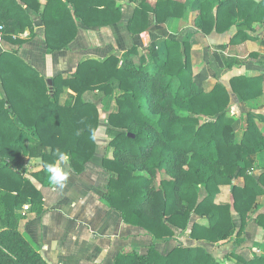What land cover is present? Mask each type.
<instances>
[{"label": "trees", "instance_id": "obj_1", "mask_svg": "<svg viewBox=\"0 0 264 264\" xmlns=\"http://www.w3.org/2000/svg\"><path fill=\"white\" fill-rule=\"evenodd\" d=\"M193 1L198 4L194 27L199 34L236 29L229 44L217 50L234 52L247 41L264 46V38L256 34L264 28V0ZM120 2L136 4L127 24L134 36L185 15V5L178 0H0V25L5 42L21 46L36 36L31 12L36 13L45 45L54 53L69 48L80 26L104 28L121 22ZM27 31L30 36L20 38ZM163 45L165 55L160 57ZM138 50L134 46L124 54L81 62L71 75L55 76L51 85L17 51L0 53V216L7 217L0 226V264H49L18 229L16 207L30 201L38 213L43 210L42 194L21 172L22 158H39L46 169L59 149L69 154L70 167L83 173L97 152L101 122L100 108L85 99L87 93L115 96L117 107L107 117L111 141L103 167L110 181L103 199L127 225L144 229L153 240L145 253L122 252L115 264H228L230 259L264 264V255L246 260L236 252L220 260L200 245L180 244L167 255L156 249V244L172 240L176 230L187 232L193 216L206 223L192 225V240L243 242L264 197V132L254 117L264 102L263 76H235L228 86L219 82L206 92L194 81L190 36L152 42L145 66L133 58ZM260 57L251 53L248 59ZM215 59L221 68L234 66L224 65L226 58L216 53ZM68 91L76 96L64 105L61 98ZM231 94L249 109L238 131L235 116L229 114ZM254 156H262L258 177ZM32 176L43 180L44 172ZM240 178L243 186L236 184ZM223 186H231V203H217ZM235 214L241 220L238 230ZM256 219L264 231V212Z\"/></svg>", "mask_w": 264, "mask_h": 264}, {"label": "crops", "instance_id": "obj_2", "mask_svg": "<svg viewBox=\"0 0 264 264\" xmlns=\"http://www.w3.org/2000/svg\"><path fill=\"white\" fill-rule=\"evenodd\" d=\"M156 0H151L154 3ZM185 5V15L180 20H173L166 24H154L147 32L141 35H131L127 24L132 18L136 7L135 3L120 2L123 10L121 22L104 28H86L80 26L76 40L68 49L51 53L44 42V27L39 16L31 12L35 26V38L23 45L5 43L3 51H17L18 56L35 69L48 82L58 75L67 77L74 73L79 63L86 60H104L116 53L124 54L130 48L136 46L139 54L134 60L142 65H147L149 45L161 39L184 40L190 36L192 46L191 61L194 72V81L199 88L209 92L217 83L228 86L231 78L239 75L259 76L264 78V46L255 41H247L237 46L234 52L217 50V46L228 45L230 39L236 34V29L219 35L205 36L199 34L194 27V20L198 13V4L193 0H178ZM218 2L219 0H210ZM260 1V0H258ZM45 3V0H41ZM264 38V28H259L256 33ZM30 32L27 31L20 38L27 39ZM165 46L159 48L160 57L165 55ZM215 53L225 57L224 65L228 62L234 64L232 68H221L215 59ZM231 53V54H230ZM251 53L261 55L260 59L249 61ZM229 59H232L230 61ZM243 63L241 66L238 63ZM154 67V66H153ZM50 85V84H49ZM75 93L68 91L61 98L62 104L73 103ZM95 93H87L85 99L93 100ZM1 97V94H0ZM95 101V100H94ZM231 103H235L243 113L249 111L238 98L231 94ZM113 106L107 111H116ZM264 102L254 112L257 124L261 128L259 120L264 121ZM107 117L101 116L100 127L96 135L97 152L94 158L86 164L83 173L77 174L67 163L68 179L65 186L60 188L49 183L47 170L43 168L39 158L23 157L21 172L30 179L32 184L40 191L43 197L42 212L38 213L30 201L15 208L19 218V231L29 236L39 248L43 258L49 264H115L116 257L122 252L136 251L145 253L152 245V238L140 227L127 225L120 213L110 209L103 197L110 181L109 173L103 167V159L109 151L108 144L111 137L106 134L108 128ZM259 119V120H258ZM104 120L103 136L99 137ZM262 129V128H261ZM263 131V130H262ZM262 156L251 157L256 165L255 177L262 171ZM44 172L43 180L36 179L33 173ZM238 186L244 185V179L236 181ZM201 197L205 195L201 191ZM232 202L231 186L221 187V193L217 203L228 204ZM259 208L248 226L246 239L241 248L250 247L256 251L264 244V231L257 224L258 213L264 212V197L258 200ZM263 205V206H262ZM26 206L30 208L25 209ZM257 206V207H258ZM234 225L238 230L241 220L238 215L233 217ZM238 222H240L238 224ZM7 223V217L0 216V226ZM194 223L205 224L206 221L198 216H193L190 229ZM190 229L187 232L175 231V237L167 242L156 244L157 251L167 255L170 251L182 244L184 246H204L212 252L216 246L222 247V251L229 250L227 254L234 252L235 239L230 242L209 244L190 238ZM243 251L236 253L244 256ZM216 257V256H215ZM218 258V257H216ZM246 260L248 258L244 256ZM250 258L253 256L250 255ZM221 259L222 258H218ZM237 264V262H236Z\"/></svg>", "mask_w": 264, "mask_h": 264}, {"label": "rangeland", "instance_id": "obj_3", "mask_svg": "<svg viewBox=\"0 0 264 264\" xmlns=\"http://www.w3.org/2000/svg\"><path fill=\"white\" fill-rule=\"evenodd\" d=\"M114 97L115 96H110L108 98H105L102 94H99V93H97V94H95V96H93L92 99L95 100L96 103L98 104V106L100 108V114H101L102 117H104V116L106 117L108 115L107 114L108 113L107 111H109L111 107H113V106L115 107L116 106V102H115V98ZM229 114L231 116H235V119L237 121L236 124H235V129H236V131H238L239 124H240V119L244 115L243 110L238 109L235 103H231V107H230V110H229ZM261 117H264V116H261ZM259 122H260L261 128H262V129L261 128L260 129L263 130V132H264V121H262V120L260 121L259 120ZM101 126H102V129H100V132L98 133L99 134V137H102L103 136V133H104L103 132V129H104V120H102V125ZM258 205H259V203H257V206ZM257 206H256V211H258V209H260L259 206L258 207ZM256 214H257V212H256ZM256 214H254V215H256ZM239 223L240 222H238V224ZM246 233H247V231H246ZM245 239H246V235H245V238H244V240H243V242L241 244L238 243L239 241L235 240L234 245H233V248H231V250L234 251V252H236V250L243 251L242 254L244 256H246L248 258V260L252 259V258H250V255L251 256L264 255V244L260 248H258L256 251H253L250 247H244L242 249L241 248V245L244 243ZM229 252H230L229 250L222 251V247L216 246L214 249H212V252L211 253L214 256L218 257V258H222V260H226L225 258H226V256H228L227 254ZM244 256H241V257L244 258ZM227 263L228 264H236V261L234 259H230V260H228Z\"/></svg>", "mask_w": 264, "mask_h": 264}, {"label": "clouds", "instance_id": "obj_4", "mask_svg": "<svg viewBox=\"0 0 264 264\" xmlns=\"http://www.w3.org/2000/svg\"><path fill=\"white\" fill-rule=\"evenodd\" d=\"M95 139V134L92 136ZM55 159L46 163L45 167L48 173L49 183L53 186L63 188L68 179L67 163L70 159L69 154L57 149L54 153Z\"/></svg>", "mask_w": 264, "mask_h": 264}, {"label": "built area", "instance_id": "obj_5", "mask_svg": "<svg viewBox=\"0 0 264 264\" xmlns=\"http://www.w3.org/2000/svg\"><path fill=\"white\" fill-rule=\"evenodd\" d=\"M4 40V28L0 25V53L3 52V45L5 44ZM30 207L26 206L25 209L28 210Z\"/></svg>", "mask_w": 264, "mask_h": 264}, {"label": "water", "instance_id": "obj_6", "mask_svg": "<svg viewBox=\"0 0 264 264\" xmlns=\"http://www.w3.org/2000/svg\"><path fill=\"white\" fill-rule=\"evenodd\" d=\"M49 84L51 85L52 83H51V82H49Z\"/></svg>", "mask_w": 264, "mask_h": 264}]
</instances>
